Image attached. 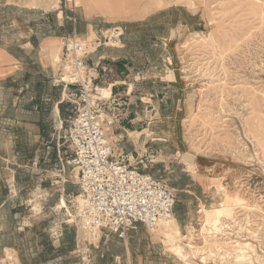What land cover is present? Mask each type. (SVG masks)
Returning a JSON list of instances; mask_svg holds the SVG:
<instances>
[{
	"label": "rangeland",
	"instance_id": "1",
	"mask_svg": "<svg viewBox=\"0 0 264 264\" xmlns=\"http://www.w3.org/2000/svg\"><path fill=\"white\" fill-rule=\"evenodd\" d=\"M116 28L149 85L134 123L107 132L176 187L185 222L141 226L119 263L123 239L74 225L80 189L61 137L80 107L58 83L74 74L68 39L118 48ZM0 49L27 70L0 79V264H264V0H0Z\"/></svg>",
	"mask_w": 264,
	"mask_h": 264
},
{
	"label": "built area",
	"instance_id": "2",
	"mask_svg": "<svg viewBox=\"0 0 264 264\" xmlns=\"http://www.w3.org/2000/svg\"><path fill=\"white\" fill-rule=\"evenodd\" d=\"M122 36V29L112 31L109 38L112 47L121 46ZM68 42L65 61L72 65L74 74L68 81L60 78L58 83L64 84L63 101L80 107L66 121L67 128L61 137L71 151L68 164L76 171L74 179L80 189L72 194L78 204L74 225L98 239L114 235L126 240L128 234L141 226L154 229L160 223L174 220L177 191L166 180L149 174L147 168L142 170L132 163L133 157L117 151L106 125L119 124V105L112 107L115 98L109 103L110 98L107 100L99 93L103 90L98 85L94 87L98 97L91 100L94 82L88 77L86 63L91 52L76 39Z\"/></svg>",
	"mask_w": 264,
	"mask_h": 264
},
{
	"label": "crops",
	"instance_id": "3",
	"mask_svg": "<svg viewBox=\"0 0 264 264\" xmlns=\"http://www.w3.org/2000/svg\"><path fill=\"white\" fill-rule=\"evenodd\" d=\"M43 42L44 43L41 45L42 47L49 46V44L52 43V39H45ZM26 45V47H28V44ZM29 45L33 47L30 43ZM128 57L127 47L122 42L121 46H118V48L94 50L86 59V63L89 67V79H92L94 85H98L99 89H102L103 92L112 91L113 97L117 98L115 100H117V104L119 105V115H123V113H125L126 116L125 119L119 120V124L121 123V126L123 127H130L134 123L136 115V109L133 105L134 98H136L137 95L146 96L144 94V89L146 85H149V83L145 81V78H143V73H136L133 70V62H131ZM22 61L23 60L7 53V51L0 49V79H11L26 73L27 70L23 67L24 64ZM40 63L42 64L43 69H48L46 67L49 66H45L46 64L43 57H41ZM103 69H108V72L104 73ZM144 99V97H141L140 101L143 102ZM130 105V109L125 108ZM34 109H37V107H34ZM34 111L35 117L38 112L37 110ZM56 112L57 115L60 116L58 107ZM30 120H32V118H30ZM194 164L197 171H200V169L203 168L199 163H197V159L194 160ZM194 185L195 180L194 178H191L188 188ZM177 219L181 224L185 223L182 219H179L178 216ZM133 233L135 232H131L129 237L121 242L123 255L116 258L118 263L120 260H124L125 258L129 261L132 259L133 247L131 235Z\"/></svg>",
	"mask_w": 264,
	"mask_h": 264
},
{
	"label": "trees",
	"instance_id": "4",
	"mask_svg": "<svg viewBox=\"0 0 264 264\" xmlns=\"http://www.w3.org/2000/svg\"><path fill=\"white\" fill-rule=\"evenodd\" d=\"M148 173L149 174H151L149 171H148ZM152 175V174H151ZM154 176V175H153ZM156 177V176H155ZM157 178H159V177H157ZM162 179V178H161ZM171 188H173V189H175L176 191H177V189H176V187H174V186H170ZM178 192V191H177ZM68 194V193H67ZM178 195V194H177ZM177 203H178V201H177ZM177 205L178 204H176V207H175V214H176V212H177ZM108 255V254H107Z\"/></svg>",
	"mask_w": 264,
	"mask_h": 264
},
{
	"label": "bare ground",
	"instance_id": "5",
	"mask_svg": "<svg viewBox=\"0 0 264 264\" xmlns=\"http://www.w3.org/2000/svg\"><path fill=\"white\" fill-rule=\"evenodd\" d=\"M174 220H175V219H174ZM215 229H216V228H215ZM215 229H214V230H215ZM166 235H167V234H166ZM184 237H185V236H184ZM178 241H179V240H178ZM247 247H248V246H247ZM250 249H251V247H250ZM243 252H244V251H243ZM245 252H246V251H245ZM244 257H245V256H244ZM247 257H248V256H247ZM247 257H246V258H247ZM238 260H239V259H238Z\"/></svg>",
	"mask_w": 264,
	"mask_h": 264
}]
</instances>
